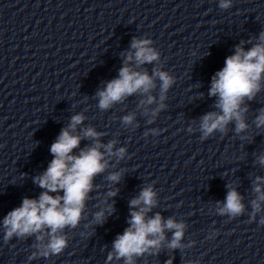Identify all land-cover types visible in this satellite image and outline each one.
Masks as SVG:
<instances>
[{"label":"clouds","instance_id":"1","mask_svg":"<svg viewBox=\"0 0 264 264\" xmlns=\"http://www.w3.org/2000/svg\"><path fill=\"white\" fill-rule=\"evenodd\" d=\"M230 7L232 0H219L220 9L227 10ZM258 41L247 51L243 47L245 41H241L235 46L234 54L226 57L223 68L212 76L208 95L217 98L214 107L218 111H209L200 117L199 132L202 141L216 132L226 135L229 124L234 125V132L241 140L252 139L241 134L249 128L245 120L249 111L246 101H253L264 90V31L259 34ZM152 44L153 41L149 38L132 39L130 50L122 54L123 66L119 69L118 77L108 81L103 89L96 92L100 110H108L137 93L144 97L139 101L138 107L149 118V122L166 109L164 102L169 89L176 82L175 78L159 67H154L151 75L147 70H137L146 63L152 64L160 60V52ZM157 80L160 82L159 102L152 95L157 88ZM153 104L156 107L149 109L148 106ZM85 119L83 113L73 115L68 126L61 130L51 144L52 160L42 174L33 178V183L44 191L38 198H23L21 205L9 211L2 221L5 243L14 236L21 240L35 236L36 250L28 257L29 261L38 256L48 258L58 255L68 247L64 230L75 229L84 219L86 202L95 188V178L108 168V158L123 159L126 154L124 147L114 150L116 140L101 143L103 133L91 126L77 133L78 125ZM134 121L135 113L122 117L125 126L132 125ZM253 123L257 129L264 128V109L259 110ZM151 134L159 135V130L152 129ZM85 139L91 141L90 145L80 148L81 141ZM76 149H79L78 153L74 152ZM258 163L264 166V155L258 157ZM122 175L123 170L112 172L106 179L116 184L120 182ZM262 184L264 177L257 176L253 185L256 197L251 201L250 222L255 221L257 214L262 211ZM226 187L228 191L225 200L217 201L215 205L217 215L228 216L230 219L242 216L245 211L243 197L231 184ZM118 191L119 189H113L107 192L103 201L105 207L94 213L95 225H103L115 211L114 204H107V198L116 196ZM158 203L157 192L151 183L129 201L128 227L113 241L112 251L107 257L109 262L123 259L124 264H135V257L159 255L161 248L165 246L173 251L184 250L186 245L181 241L187 227L185 222L177 221L174 217L165 219L159 212L154 216L148 215L153 208L158 207ZM259 223L264 225V216H261ZM87 226L92 227V224ZM166 232L172 233L170 240H167Z\"/></svg>","mask_w":264,"mask_h":264}]
</instances>
